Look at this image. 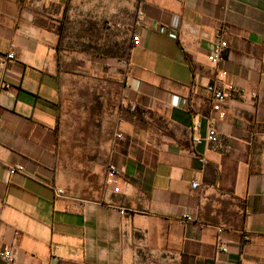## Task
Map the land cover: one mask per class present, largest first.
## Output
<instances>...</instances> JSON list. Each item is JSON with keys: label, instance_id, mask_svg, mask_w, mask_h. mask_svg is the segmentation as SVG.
<instances>
[{"label": "crops", "instance_id": "1", "mask_svg": "<svg viewBox=\"0 0 264 264\" xmlns=\"http://www.w3.org/2000/svg\"><path fill=\"white\" fill-rule=\"evenodd\" d=\"M1 203L0 264H264V0H0Z\"/></svg>", "mask_w": 264, "mask_h": 264}, {"label": "built area", "instance_id": "2", "mask_svg": "<svg viewBox=\"0 0 264 264\" xmlns=\"http://www.w3.org/2000/svg\"><path fill=\"white\" fill-rule=\"evenodd\" d=\"M21 3L25 2V0H19ZM142 16V14H140ZM132 45L134 47H139L140 46V38L139 36H133L132 37ZM226 49H227V43L224 41L218 42L216 43L213 48L212 51L210 53V62L211 64L218 66L220 64H222L225 61V55H226ZM15 57L14 52L9 53L5 60L3 61V64H5L6 61H12ZM225 73H222V76H224ZM5 90H8L10 88V86L8 85H4L2 87ZM207 92L209 93L212 101H213V106L212 109L214 112L217 113H221L222 111V104H224L227 99L231 96V95H243V92L240 89H236L233 85H226L224 88H220L216 83L210 84L207 86L206 88ZM221 117L224 116L223 113L220 114ZM199 125L196 126V128H198ZM118 139L121 138V135L117 136ZM203 141L207 142L208 144H216L218 142V133L216 131V129L214 127H211L205 138L201 139V138H194L193 142L195 145H199L201 144ZM199 162L201 165L205 164V159L199 157ZM23 167L22 166H18V167H14L11 168L9 170V172L11 174H14L16 172L22 171ZM122 171L120 169H118L115 165H109L107 168V178H106V184L108 187H111L113 189L114 193H118L119 192V187H118V179L121 175ZM191 187L193 190H196L199 185L198 183L193 182L191 184ZM59 195H62V191H58L57 192ZM3 210V204H0V212H2ZM121 215H125V211L121 210L120 211ZM183 221L185 222H191L193 221V219L191 217H184ZM221 232V231H220ZM221 251L222 252H226V247L225 245H223L221 247ZM0 259H3L7 262H13L14 261V252L11 248H7V247H0Z\"/></svg>", "mask_w": 264, "mask_h": 264}, {"label": "rangeland", "instance_id": "3", "mask_svg": "<svg viewBox=\"0 0 264 264\" xmlns=\"http://www.w3.org/2000/svg\"><path fill=\"white\" fill-rule=\"evenodd\" d=\"M113 57L117 56L118 58L120 57H124L125 56V53L122 52V53H119V51L117 53H115L114 55H112Z\"/></svg>", "mask_w": 264, "mask_h": 264}]
</instances>
